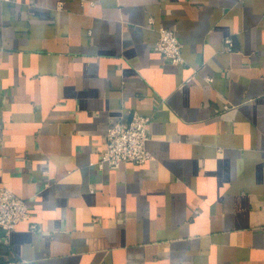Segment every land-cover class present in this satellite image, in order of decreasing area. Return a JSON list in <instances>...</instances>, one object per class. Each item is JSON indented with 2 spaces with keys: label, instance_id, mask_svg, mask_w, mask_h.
<instances>
[{
  "label": "crops",
  "instance_id": "obj_1",
  "mask_svg": "<svg viewBox=\"0 0 264 264\" xmlns=\"http://www.w3.org/2000/svg\"><path fill=\"white\" fill-rule=\"evenodd\" d=\"M133 114L153 159L91 166ZM0 188L8 264H264V0H1Z\"/></svg>",
  "mask_w": 264,
  "mask_h": 264
},
{
  "label": "built area",
  "instance_id": "obj_2",
  "mask_svg": "<svg viewBox=\"0 0 264 264\" xmlns=\"http://www.w3.org/2000/svg\"><path fill=\"white\" fill-rule=\"evenodd\" d=\"M226 46L227 50H231L230 40L226 41ZM154 49L161 54L164 61L171 64L183 63L182 44L171 30L165 28L158 30ZM149 121V117L133 114L130 121L111 123L105 135L106 150L99 160L90 165L102 169L104 166L117 168L127 163L143 165L151 161L153 157L146 147L149 140L147 133ZM29 218L27 201L6 188H0V230L4 232V236L14 230L20 222ZM31 228L35 230L36 226L33 225Z\"/></svg>",
  "mask_w": 264,
  "mask_h": 264
},
{
  "label": "trees",
  "instance_id": "obj_3",
  "mask_svg": "<svg viewBox=\"0 0 264 264\" xmlns=\"http://www.w3.org/2000/svg\"><path fill=\"white\" fill-rule=\"evenodd\" d=\"M9 251L0 243V264H8L11 260H6Z\"/></svg>",
  "mask_w": 264,
  "mask_h": 264
},
{
  "label": "water",
  "instance_id": "obj_4",
  "mask_svg": "<svg viewBox=\"0 0 264 264\" xmlns=\"http://www.w3.org/2000/svg\"><path fill=\"white\" fill-rule=\"evenodd\" d=\"M2 233L4 234V232L2 231Z\"/></svg>",
  "mask_w": 264,
  "mask_h": 264
}]
</instances>
